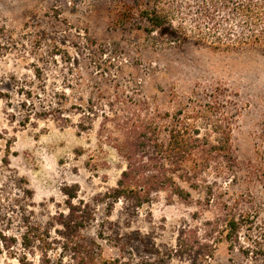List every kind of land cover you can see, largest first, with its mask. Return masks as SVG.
I'll use <instances>...</instances> for the list:
<instances>
[{"label":"rangeland","instance_id":"obj_1","mask_svg":"<svg viewBox=\"0 0 264 264\" xmlns=\"http://www.w3.org/2000/svg\"><path fill=\"white\" fill-rule=\"evenodd\" d=\"M116 22L78 0H0V264H264V47ZM195 112L201 134H229L232 175L188 201L114 199L124 130Z\"/></svg>","mask_w":264,"mask_h":264},{"label":"trees","instance_id":"obj_2","mask_svg":"<svg viewBox=\"0 0 264 264\" xmlns=\"http://www.w3.org/2000/svg\"><path fill=\"white\" fill-rule=\"evenodd\" d=\"M89 10L105 12L118 27L130 20L145 23L142 30L151 34L168 30L170 39L181 47L187 43L215 50H234L244 46L264 47V0H78ZM145 102L126 104L129 112L141 110ZM200 114H183L162 122L152 116L148 121L132 125L115 144L125 161L113 198L128 197L135 206L150 201L152 193L169 190L188 201L187 189L211 192L208 178H229L236 165L230 136H216L198 130ZM218 129L217 122L211 124ZM221 128V125H220ZM185 184L186 187L183 185ZM228 216H226L227 220ZM235 226L234 217L228 220ZM184 232V231H183ZM179 235V251L186 242ZM33 233L23 234V247H30ZM186 250V249H185ZM184 252V251H183ZM46 254L37 264H47ZM20 264H33L19 258ZM77 264H109L91 252L83 254Z\"/></svg>","mask_w":264,"mask_h":264}]
</instances>
